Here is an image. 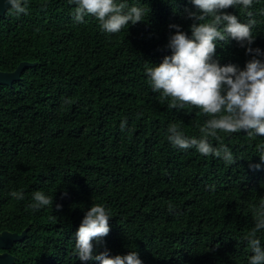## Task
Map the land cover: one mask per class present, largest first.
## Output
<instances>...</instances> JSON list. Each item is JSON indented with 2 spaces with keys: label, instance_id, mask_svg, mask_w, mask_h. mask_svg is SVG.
<instances>
[{
  "label": "trees",
  "instance_id": "1",
  "mask_svg": "<svg viewBox=\"0 0 264 264\" xmlns=\"http://www.w3.org/2000/svg\"><path fill=\"white\" fill-rule=\"evenodd\" d=\"M121 2L144 15L117 33L102 31L90 15L77 22L69 0H27L26 15L0 18L1 72L36 63L20 81L0 86V232L29 228L9 252L16 264H99L75 251L85 213L99 204L110 232L92 242L94 255L135 251L142 264H248L246 237L264 203V164L250 165L261 163L264 136L241 130L207 137L214 148L230 149L231 163L173 146L170 125L201 139L211 117L190 105L170 107L171 98L153 92L146 68L172 55L170 25L191 38L188 12L197 10L191 0ZM222 11L244 24L255 20L251 47L264 52V0ZM216 43L221 66L243 69L252 58L234 40ZM36 191L53 204L34 210ZM256 238L264 247V229Z\"/></svg>",
  "mask_w": 264,
  "mask_h": 264
},
{
  "label": "clouds",
  "instance_id": "2",
  "mask_svg": "<svg viewBox=\"0 0 264 264\" xmlns=\"http://www.w3.org/2000/svg\"><path fill=\"white\" fill-rule=\"evenodd\" d=\"M8 14H27V0H4ZM76 5L74 19L84 22L90 15L99 22V27L107 33H117L126 25H135L142 21L144 9L130 7L125 11V3L117 0H69ZM196 12H188L193 20L190 27L191 38L181 31L178 25H170L175 34L169 37L167 48L172 55L165 56L158 66L146 68L153 92L171 98L170 107L183 108L190 105L200 109L201 113L211 117L200 132L204 138H188L177 125L168 128V139L182 150L195 148L202 155L222 157L226 162H233V156L226 146L214 148L207 137H217V133H236L245 131L249 136H264V56L259 48L251 45L255 39L252 27L255 20L247 24L239 22L236 15L222 10L237 5L244 9L251 7L253 0H191ZM247 15L251 17L252 13ZM234 40L246 55H251L243 69L234 64L221 66L214 59L217 41ZM126 122L121 123L123 130ZM260 164L250 165L259 170L264 164V149L260 152ZM16 199H23V194L11 192ZM31 207L36 210L53 204L51 197L42 191H36ZM60 206L57 205V208ZM109 213L99 204H92L85 213L78 231L75 234V251L81 261H98L99 264H142L135 251L125 256L110 257L107 251L93 254V241L100 243L110 232ZM264 229V203L261 204L255 219V226L246 237L248 247L252 251L248 264H264V247L257 232Z\"/></svg>",
  "mask_w": 264,
  "mask_h": 264
},
{
  "label": "water",
  "instance_id": "3",
  "mask_svg": "<svg viewBox=\"0 0 264 264\" xmlns=\"http://www.w3.org/2000/svg\"><path fill=\"white\" fill-rule=\"evenodd\" d=\"M6 13L7 6L4 0H0V18L5 17ZM35 64V62L21 61L11 73H4L0 70V86H11L14 82L20 81L21 74L25 68ZM28 230L29 228L25 229L21 234L11 231L0 232V264H16L18 258L12 255L9 250H11L15 243L25 240Z\"/></svg>",
  "mask_w": 264,
  "mask_h": 264
}]
</instances>
